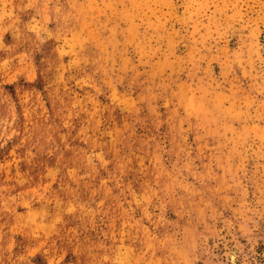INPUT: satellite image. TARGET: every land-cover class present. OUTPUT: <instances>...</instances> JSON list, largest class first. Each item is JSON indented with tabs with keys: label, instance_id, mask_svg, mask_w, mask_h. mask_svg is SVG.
<instances>
[{
	"label": "rangeland",
	"instance_id": "rangeland-1",
	"mask_svg": "<svg viewBox=\"0 0 264 264\" xmlns=\"http://www.w3.org/2000/svg\"><path fill=\"white\" fill-rule=\"evenodd\" d=\"M0 264H264V0H0Z\"/></svg>",
	"mask_w": 264,
	"mask_h": 264
}]
</instances>
